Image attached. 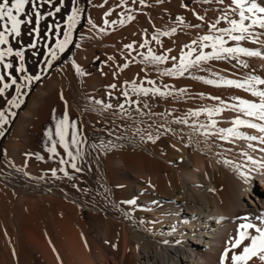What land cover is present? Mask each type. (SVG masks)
I'll list each match as a JSON object with an SVG mask.
<instances>
[{"label":"bare ground","instance_id":"6f19581e","mask_svg":"<svg viewBox=\"0 0 264 264\" xmlns=\"http://www.w3.org/2000/svg\"><path fill=\"white\" fill-rule=\"evenodd\" d=\"M76 2L77 0H64L63 10L55 15L50 9L42 10L39 32L31 31L34 37L31 42L35 43V46L26 50L22 73L15 72L21 61L13 56V68L7 71L18 77V83L25 85L22 88L23 93L27 92L29 83L22 79L23 76L33 78L48 69L47 61L53 59L48 58L47 53L65 30L67 18ZM90 2L94 4L97 12H103L102 31L100 30V44L84 47L86 50H79L76 55L75 66L82 72L88 66L84 52L94 57L96 46L111 48L115 51L119 63L127 65L128 69L140 71L138 74L142 72L146 77L154 74L161 66V62L151 60L149 49L154 55L167 57L162 62H174L173 57L175 60L180 57V51L174 50L177 42L171 38V41H168L167 34L161 33H167L168 28L176 27L177 17L182 18L190 13L192 7H187L184 0H143V3L141 0ZM209 7L216 8L218 12L222 11L218 18L224 11H228L229 19H239L238 10L233 12L236 6L231 4V0H223V3H220V0H211ZM48 13L52 15L49 16ZM129 16L132 17L131 20L128 19ZM218 18L205 25L192 21L194 26H190V30L196 31L198 36L194 38L199 40L203 35L219 34L210 27ZM50 25L54 27L50 28ZM57 25L58 30L55 27ZM228 27L231 25L227 20H221L217 24V28ZM201 31L202 33H199ZM251 32L260 35L259 38L256 37L259 41L250 36L244 41L228 40L225 47L239 45L250 51H258L261 55L247 56L239 53L229 56L222 53L220 58L213 56L208 61L193 64L190 68L192 89L166 90L168 92L160 89L161 91L156 93L154 105L149 97L151 90L148 95L137 94L129 88L130 81H127L130 86L127 84L129 89L126 90L111 87L118 84L108 75L96 78L83 74V88H78L79 93L67 92L64 89L60 91L58 86L61 78L55 79L54 75L58 73L64 78L69 77L71 64L65 61L52 70L50 79L37 88L28 100L26 108L20 111V119L37 120L40 129H47L46 135H42L43 138L40 135L33 140L35 165H42L45 169L52 167L51 170L66 167L72 178L79 177L78 185L88 188V191L90 185L100 186L103 180L107 182L110 191L108 199L113 202L114 207H95L93 210L96 213L95 220L102 225L101 229L99 227L94 231V236L101 238L103 244L106 243L102 254L106 264H219L224 249L231 247V238L236 236L239 224L245 222L243 217L253 223H261L258 218H264V182L260 184V180L264 178V169H258L243 153H248L254 160H264V152L253 151L248 147L249 144L257 148L264 145H261L259 140L249 141L244 137L222 140L219 134L205 138L201 134L203 128L199 132L194 131L201 125L211 124L213 120L216 121V126L209 129L213 133L216 129L231 127L235 117H243L242 112L233 108V105H239L241 100L261 103V98L253 95L247 85L238 88L226 83L227 80L243 83L251 81V78L264 80V29L257 26L252 28ZM89 38L87 27L78 32L79 43ZM205 43L209 46L204 47V51L212 52L210 42ZM126 45H131V48H126ZM197 46L199 45H195ZM198 54L197 51L192 52L191 61H194ZM210 65L220 70L217 72L216 68H211ZM103 72L107 73L106 70ZM137 77L140 78L139 75ZM209 80L216 82L210 84L207 82ZM136 86L147 88V84ZM68 87L71 89L72 85ZM100 88H105V91L100 93ZM254 88L264 91V84H254ZM125 92L128 93L127 96L124 95ZM11 94L16 95L15 86L0 96V106ZM24 96L17 102L20 103ZM45 99L55 105V108L50 105L52 111L61 108L59 114L55 112V118L62 120L67 114L68 121L63 126L68 132L66 140L70 141L71 132L77 131L80 143L77 146L70 144L69 150L74 155L79 151L75 163L80 171L70 167L71 158L59 143L56 145L59 155L49 152L52 146L49 134L53 139H57V127L48 125L45 113L37 116L39 111L41 113L46 107L43 105ZM205 109L212 110L213 114L210 116ZM216 109L220 111L217 112ZM12 112L16 113L17 108L9 106L5 112L8 122L0 125V131L9 127L15 116L11 115ZM191 112H198L199 115H190ZM185 119L187 123L180 122ZM248 119L264 124V121L253 117ZM73 122L75 129L72 128ZM240 131L244 132L245 136L264 135L258 129L243 126ZM149 135L152 139H148ZM18 145H7L5 154L13 153ZM61 159L68 160L69 163L61 164ZM225 160L232 163L226 164ZM241 172L246 173L248 178L242 177ZM256 183L259 184V190L256 189ZM5 188L0 186V264L72 263L66 241L60 240V237L51 231L50 224L43 218L44 214L39 211L37 200L33 199L30 192L20 193L19 190L10 191ZM221 217L223 219H220ZM249 231L255 234L254 230ZM165 241L167 243H164ZM244 243L248 244L250 241L245 240ZM242 250L241 247L235 251ZM246 264H264V260L257 255Z\"/></svg>","mask_w":264,"mask_h":264},{"label":"rangeland","instance_id":"374dc122","mask_svg":"<svg viewBox=\"0 0 264 264\" xmlns=\"http://www.w3.org/2000/svg\"><path fill=\"white\" fill-rule=\"evenodd\" d=\"M33 4H35L36 11H39L40 14H42L41 13L42 10L50 9V11L53 12L54 15L57 14V12L55 11L56 7H60L61 8L60 12H61L64 6V3L63 5H61L59 0H51V3L49 4L45 3V0H41V1L31 0V3L25 5V12L21 14L20 18L26 19L29 22H26L21 25V32H20L19 37H16L15 39H12L11 37H9V46H12L14 51L22 50L24 55L26 54V50L28 47H30V45L32 44L35 45V43L31 42L34 40V37L31 35V31L33 30V27L37 26L35 23ZM184 4L187 7H192L193 9L192 8L190 9V13H188L187 16L182 17V18L181 16L177 17L176 23L178 27L177 26L173 28L171 27V28H168L167 30V40L171 41L172 39V41L177 42L174 50L178 52L180 51L179 52V55L181 54L180 57L174 60V62L165 61V62L159 63V65H161L159 66V69H157L154 74L150 76L147 75L146 77L144 76L145 74L142 75V72L138 74L140 71H137L131 68L128 69L127 67H124V64H121V62L119 63L117 61V56H115V51L112 50L111 48L104 49V48H100L96 46L97 49H96V54L94 57L89 56L88 52L82 51L84 52L85 59L87 58L86 62L88 66L86 70H84V72H82V70H80L77 66H75V60H76L75 58H76V55L79 53V50H86L84 49V47L87 48L88 46H91V45L100 44V34L102 31V18H103V12L101 13L97 12L96 8L94 7V4H92L90 0H77L74 8H79L80 11L78 12L77 17H76V20H77L76 26L75 28L71 30L70 43L67 45V47H65L64 52H59L55 48L56 43L54 47L51 48V50L57 51L56 58L51 61V64L48 66V69L45 72L34 75L33 78L29 81L27 88H26L27 92L25 93L23 100L20 102V107L17 108V112L15 116L13 117V119L11 120L9 127L5 131H3L4 135L0 136V166H1L0 186L3 189L7 186L5 189H10V191H12V189L13 190L15 189L14 191L19 190L20 193L30 192V195L33 197V199L37 200L36 204H38L37 205L38 209L39 211H42V213L44 214L43 218L50 224L51 231L54 234L58 235V238L60 237L59 238L60 240L63 239L64 241H66L65 245L69 251L68 252L69 259L72 260V263L69 262L67 264H106L104 259L102 258V254L104 253L103 247H104V244L106 245V243L104 242L103 244L101 238L98 237L99 238L98 239L97 236L96 237L94 236L95 234L94 231L97 230L99 227L101 229L102 225L97 223V220H95L96 213L93 210L95 207L100 208V209L102 208L109 209V206L110 208L114 207L113 202L108 199V196L110 195L109 187L107 185V182L103 180L99 184L100 186L93 185L91 187L90 185L89 186L90 190L88 191V188L86 189L85 187H81V185H78L80 184L79 177L76 176V178H72L69 175L68 169L66 167L63 168L64 169L63 172L59 171V169L61 168L57 169L56 174L53 175V172L51 170L52 167L45 169L42 165L41 166L38 164L35 165L36 161L34 160V158L36 156V152L34 148L32 147V143H33V140H36L35 139L36 137H39L40 135L45 136L46 135L45 130L47 131V129L46 128L40 129V127H38L37 125V120H34L36 121V123L34 121H31L30 119L23 120V119H20L18 115L20 111L26 108L28 100L30 99L32 94L37 90V88L41 84H45V82H47L48 79H50L52 70L58 65L64 63L65 61H68L71 64V72L70 70L68 72L69 77L71 79L67 77L68 80H65L67 78L66 77L64 78L58 73H56L57 75L56 74L54 75L55 79H58L59 77L61 78L59 82L60 85L58 86L60 91L64 89V91H67V92L72 91V92L79 93L80 91L78 88H80V90H82L83 88V84L81 82L83 74H85L86 76H91V75L94 77L96 76V78L104 77L105 75L111 76L110 78L115 80L118 84L116 88L124 89V90L132 88L133 83H135V85L138 84L139 86L147 84V88L149 90L155 88L156 86V89H159V92L161 90L164 92L173 91L178 88H182V89L191 88L192 89V86H191L192 83L190 81L191 71H192L190 69L191 66L184 72L183 75H179L177 70L179 68L180 61L181 59H185L186 62H191V56H186V53L189 52L190 48L195 49L197 53H200V51H203L205 53L207 52L204 51L203 48H199V46L195 47V45L191 43L192 41L196 40L195 38L198 36L196 35V31L190 30V26L191 27L194 26V25L192 26L193 22L196 24L200 23L201 25L211 23L213 22L214 18L219 17L218 15L220 14V12L222 13V11L218 12L216 11L217 10L216 8L213 9L212 7H209V4H211V0H184ZM213 11H215V13ZM201 17L203 19H201ZM96 20H98V22ZM89 21H91V24H89ZM30 26H31V29H30ZM84 27H87V30L90 34V38L79 43L77 40L78 32L82 30ZM66 29H67V26L65 30ZM173 29H175V31H173ZM65 30L61 33L58 40L63 39ZM199 33H202V31ZM251 37L254 40L256 39V41L257 40L259 41V39L257 38H259L260 35L252 33ZM2 46L4 45H0V47ZM163 50H165V47ZM195 51H192V52H195ZM109 56L112 58H109ZM47 57L52 59L50 50L47 53ZM115 59L117 62L115 61ZM12 60H13V57L6 58V62L12 63ZM105 61L107 62L105 63ZM204 61H208V59L203 60L202 62ZM117 66L119 67L121 66V67L119 68ZM211 66L214 67V69L216 68V66L210 65V67ZM77 69H79V71ZM101 69L103 71L106 70L107 73L103 72ZM118 69H121V71ZM126 69L130 70V72H128ZM169 70H171V72L173 73L172 75L167 74ZM219 70L220 68L219 69L216 68L215 71L218 72ZM3 71H4L3 67L0 66V75H2ZM119 74H122V76L123 75H127V76L122 77ZM138 75L140 77L139 79L137 77ZM186 75L189 80L186 78ZM36 77H39V78L36 79ZM129 77H132V79H129ZM144 80L146 81L144 82ZM66 81L68 83H66ZM127 81H130V83L129 82L128 83L131 84V86L127 83ZM149 81H151V84L149 83ZM127 84L128 86H130L129 88ZM69 85L70 86L72 85L71 89L70 87H68ZM103 91H105V88L99 89L100 93H102ZM40 93L42 94V92ZM12 97H13L12 94L9 97H6L7 99H5V102L2 103L0 106V111H5V112L8 111L9 105L7 104V101L11 99ZM149 97L152 98L151 100L153 103L157 98V94L150 91ZM50 102H48L47 99L44 100L43 105H46V107L44 106L45 107L43 108L44 111H42L41 113L39 111L37 116L41 114L44 115L45 113L44 116L46 118L48 117L47 119L48 125L52 124L51 125L52 127H57L56 123H58L59 117L58 118H55V117L57 116V114H59V110L61 108L58 111H55L57 112L56 114L54 110L52 111V107L54 106L55 108V105H53V103L50 104ZM52 112L55 113L54 116ZM22 124H24V126H22ZM28 124L29 126H26ZM33 130L34 132L32 133L31 131ZM43 131L45 134H43ZM53 132H54V129L52 130V133ZM17 138H19L21 141H19V139ZM11 143L13 144L15 143L17 145L19 144L18 148H16V150L13 152L14 154L12 152L5 154L7 145H10ZM30 161L32 165H30ZM39 168H42V169H39ZM49 171L51 174L48 173ZM65 173H67V175H65ZM258 183H256V186L258 185L257 187H259ZM258 192L260 193V191ZM72 200L76 202L74 203ZM78 203H80V205H78ZM89 239L93 241L90 240L91 241L90 243V241H88ZM92 245H93L92 247L93 249L90 247ZM92 255H94V257ZM100 258L102 260H100ZM46 259L48 258L46 257ZM108 264H111V263L109 262Z\"/></svg>","mask_w":264,"mask_h":264},{"label":"snow or ice","instance_id":"6c2138e0","mask_svg":"<svg viewBox=\"0 0 264 264\" xmlns=\"http://www.w3.org/2000/svg\"><path fill=\"white\" fill-rule=\"evenodd\" d=\"M60 4L63 5L64 0H59ZM31 3V0H0V45H4L5 47H0V66L3 67L5 70V74L0 75V96L8 90L10 87L15 86L16 95L13 96L11 99L7 101V104L10 108H19L20 103H18V99H21L25 93L22 92V88L25 87L24 84L18 83V77L14 76L11 72H8V69H12L13 65L10 62H6L7 57H19L21 61L19 66L15 68L16 73H22L24 71V53L22 50H15L12 46H9V37L15 39L19 37L21 32V25L29 22L26 19H21V14L25 12V5ZM45 3H51V0H45ZM143 3V0H141ZM220 3H223V0H220ZM231 4H234L236 7L233 9V12L238 10L239 19H229L228 11H224L223 15L216 20L210 27L215 33L219 34H207L199 37V40H194L191 43L193 45H199L200 48L208 47L209 44L205 42H210V46L212 47L213 51L209 53H205L200 51V53L196 56L194 61L186 62L185 59H181L180 65L178 68V74L183 75L184 72L193 64H198L200 61L210 59L213 56L220 58V54H228L231 56L232 54H239L243 53L247 56H259L261 55L258 51H250L248 48L240 47L237 45L236 47H225V44L228 40L232 41H244L247 40L251 35V29L254 27H259L264 29V0L261 2H257V0H231ZM61 10L60 7H56L55 11L59 13ZM80 11L79 8H74L72 10L71 15L68 16V23L67 29L64 32V37L62 40H58L56 42L55 48L59 52H64L65 47L70 43L71 38V30L75 28L77 20V14ZM33 12L35 15V23L37 27L33 28L34 33L39 32V23L42 19L41 14L39 11H36V6L33 4ZM49 16L52 13H48ZM107 15V14H106ZM129 20L132 19L131 16L128 17ZM201 19H203L201 17ZM221 20H227L231 27L228 28H217V24L220 23ZM250 21V23H246ZM123 22V21H121ZM91 23V21H89ZM107 23V21H105ZM114 23V22H113ZM50 28L54 27L52 25L49 26ZM57 30L59 26H55ZM175 31V29H173ZM235 33V34H234ZM162 35H166L167 33H161ZM156 39V37H153ZM34 47L35 45H30ZM78 46V45H77ZM144 45H141L143 47ZM126 48H131V45H126ZM187 47V46H186ZM52 59H55L57 56V51L51 50ZM192 51L195 49L190 48L189 52L186 53V56H191ZM149 55L152 61L154 62H162L163 60L167 59V57L163 55H154L151 53V49H149ZM148 59V57H146ZM175 60V58H172ZM50 65L51 61H47ZM127 67V65H124ZM79 71V69H77ZM168 75H172L173 73L171 70L167 72ZM39 77H36L38 79ZM23 80L30 81L32 77L30 76H23ZM208 83H215L214 80L207 81ZM151 83V81H149ZM226 83L230 85H235L236 87H245L248 86V89L253 92V95L259 96L261 98V103H251L246 100H241L239 105H233L232 107L235 108L237 111L242 112L243 117L237 116L232 121V126L228 128H220L216 129V132L213 133L209 131L211 128H215L216 121H212L211 124L205 126L201 125L200 128H195L194 131L199 132L201 128L204 131L201 133L205 138L211 135L219 134V138L222 140H228L231 137L240 138L244 137L249 141H257L259 140L261 145H264V135L255 136V135H248L245 136V133L240 131V128L247 127L252 129H258L260 133H264V124L254 123L249 117L256 118L260 121H264V91L256 90L254 88V84H264V80L251 78V81H244L243 83L235 80H227ZM111 87H116V85H111ZM132 90L135 91L137 94L143 93L144 95H148L149 89L143 87H137L135 83L132 85ZM153 93H158L159 89L153 88L151 89ZM183 91V90H181ZM163 94V93H161ZM125 96L128 95L127 92L124 93ZM134 102V101H133ZM97 103H100L97 101ZM105 107H111V105H105ZM123 107V105H121ZM209 115L213 114L212 110H207ZM215 111L219 112L220 109H216ZM16 113L12 112L11 115H15ZM190 115H199L198 112H191ZM68 121L67 114L64 115V118L57 123V128L55 132V137L57 139H53L52 135L49 134V139L52 141V146L49 148V152L59 155L56 150V145L59 143L67 156L71 158L70 167L75 169L76 171H80L81 169L77 167L75 160L76 155H79V151L77 154L74 155L71 150H69V145L77 146L80 141L77 139V131L73 130L71 132V140H66V136L68 135L67 129L63 126ZM8 122V115L5 114V111H0V125H4ZM182 123H187V120L180 121ZM72 128L75 129L76 125L75 122L72 123ZM4 135L3 131H0V136ZM148 139H152V136L149 135ZM249 148H252L253 151L259 150L264 152V147L257 148L252 144L248 145ZM243 155L247 158L248 161L252 162L253 165L257 166L258 169H264V160H254L251 155L248 153H243ZM61 164L69 163L68 160L61 159ZM224 163L230 164L232 161L225 160ZM59 171H64L63 168L59 169ZM53 175L56 173V169H52ZM242 177L247 179V174L244 172L240 173ZM67 175V173H65ZM131 203V202H130ZM220 219H223L221 217ZM245 222L239 224L236 236L231 238V247L225 248L223 253L220 255L219 264H246L247 261L251 260L252 257L259 255L261 260H264V218H258L261 220L260 224L253 223L248 220L247 217L242 218ZM249 230H254L255 234H252ZM249 240L250 243L245 244L244 241ZM164 243H167L165 241ZM179 243V241H177ZM115 247V245H113ZM242 247L241 252L235 251L238 248ZM231 253V255H229Z\"/></svg>","mask_w":264,"mask_h":264},{"label":"trees","instance_id":"16d2710c","mask_svg":"<svg viewBox=\"0 0 264 264\" xmlns=\"http://www.w3.org/2000/svg\"><path fill=\"white\" fill-rule=\"evenodd\" d=\"M256 189H257V190H259V188H258V187H257Z\"/></svg>","mask_w":264,"mask_h":264}]
</instances>
